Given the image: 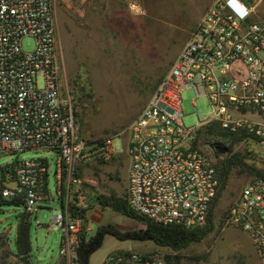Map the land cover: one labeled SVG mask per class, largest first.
Wrapping results in <instances>:
<instances>
[{
    "label": "built area",
    "instance_id": "1",
    "mask_svg": "<svg viewBox=\"0 0 264 264\" xmlns=\"http://www.w3.org/2000/svg\"><path fill=\"white\" fill-rule=\"evenodd\" d=\"M254 12L249 0H214L128 127L126 199L134 213L186 229L207 224L220 182L214 161L196 145L204 126L217 123L264 153V21ZM28 37L32 50L25 49ZM59 45L56 0H0V153L57 152L62 209L51 227L62 230L60 253L74 264L88 218L81 165L124 151L113 143L121 133L82 134L72 93L62 83ZM191 88L208 97L212 114L186 126L181 94ZM7 174L17 185L1 186V197L22 198L29 213L48 198L47 159L17 161ZM224 222L250 234L264 264L263 176L244 185ZM103 264L169 263L161 252L117 251Z\"/></svg>",
    "mask_w": 264,
    "mask_h": 264
},
{
    "label": "rangeland",
    "instance_id": "2",
    "mask_svg": "<svg viewBox=\"0 0 264 264\" xmlns=\"http://www.w3.org/2000/svg\"><path fill=\"white\" fill-rule=\"evenodd\" d=\"M212 0H170L165 9L150 12L141 19L142 30L126 27L128 15H122L120 39L113 46L111 39H102L91 35L87 30L109 25V15H104L102 0H56V20L59 37V54L62 70H66L65 90L72 93L73 103L78 113L82 134L88 137L114 136L115 150L124 153L105 162H92L81 165V176L87 195V225L90 222L89 235L95 236L101 225L110 224L122 231L143 229L145 225L133 218L103 207L96 202V195L123 196L126 198L128 178L127 143L128 127L138 117L148 99L154 93L159 82L170 69L180 49L189 38L191 31L200 21L204 6ZM255 7L254 19L264 21V0H249ZM162 5V4H160ZM90 6V11L87 9ZM152 7L150 10H154ZM85 11V12H84ZM102 16V17H101ZM140 19V18H138ZM117 20V19H116ZM138 22H140L138 20ZM138 34V36H137ZM118 37V36H117ZM26 50L35 47L33 38L24 40ZM182 119L186 126L198 125L203 118L212 114V106L206 95L197 96L194 89L182 92ZM218 138H199L196 145L217 163L223 156L218 155L214 146ZM233 150L251 152L246 160L264 172V153L253 144L240 141ZM220 153V152H219ZM221 154V153H220ZM223 155V154H221ZM45 158L49 165L48 198L39 200L30 213V260L32 264H58L62 260L60 253L63 232L51 227L52 217L59 213L62 204L58 195L56 151L26 150L22 153H0V187L13 188L16 180L10 179L7 171L17 161ZM85 171V172H84ZM256 171L242 167L230 178L214 210L215 228L222 225L231 205L238 198L242 188L256 178ZM114 181V183H113ZM0 198H2L0 196ZM10 200L11 198H5ZM27 211L25 203L0 204V235L8 237L6 246L11 256L4 257L0 249V264H21L13 255L18 254L17 230L22 213ZM217 229H213L201 242L174 251L162 248L153 240H121L106 235L100 248L90 257V264H103L106 257L120 251L146 250L153 246L166 254H181L183 264H197L199 259L207 257V250L214 242ZM150 253V252H147ZM76 264V262L74 263Z\"/></svg>",
    "mask_w": 264,
    "mask_h": 264
},
{
    "label": "trees",
    "instance_id": "3",
    "mask_svg": "<svg viewBox=\"0 0 264 264\" xmlns=\"http://www.w3.org/2000/svg\"><path fill=\"white\" fill-rule=\"evenodd\" d=\"M199 138L212 139L218 138L221 141L215 143L225 144L229 151L221 155L217 150L218 155L223 156L215 163L218 176H219V188L215 200L212 203L211 211L209 214L208 222L205 226L196 229H186L178 225H163L155 223L143 216L134 213L128 205V201L123 196L112 195H96V202L101 204L103 207H110L114 211H117L123 215L129 216L134 220L140 221L145 225L143 229H135L122 231L119 228L106 224L101 225L95 236L89 235L88 225L86 219L84 230L80 235L81 241L77 249L76 264H90L91 255L101 247L104 237L106 235H113L121 240L136 239V240H153L157 245L162 247L170 248L174 251H181L191 244L201 242L205 237L214 229V210L218 201L222 195V192L227 187L230 178L238 172L242 167L251 169L252 172L256 171V176H263L264 172L257 169L254 166H249L246 162L248 154L251 152H239L233 150V145L237 142L242 141V137L232 135L220 128L217 123L204 126L198 133L197 140ZM14 203L17 205L25 203L22 198H13L10 200L4 197L0 198V204ZM31 216L28 211H25L21 215V219L18 224L17 230V248L18 256L26 264H32L30 260L31 242H30V220ZM8 237L5 234L0 235V249H4V257L11 256V251L8 247ZM166 258L169 264H183L184 256L181 254H166ZM58 264H68L65 258Z\"/></svg>",
    "mask_w": 264,
    "mask_h": 264
},
{
    "label": "crops",
    "instance_id": "4",
    "mask_svg": "<svg viewBox=\"0 0 264 264\" xmlns=\"http://www.w3.org/2000/svg\"><path fill=\"white\" fill-rule=\"evenodd\" d=\"M102 1L104 3V6H99V7L102 8L103 11L102 16H104L105 14L109 15L110 18L109 25L105 23V25L103 24L102 27L96 29V33H94V29L92 31L91 29L87 30V33L90 32V34L93 36L97 34V36L101 37L102 39L104 38L111 39L113 46H115L116 38L120 39V35H121L120 19L123 14L128 15V20L126 22L127 28L133 30H139V29L142 30L143 25L141 19H143V17L148 16V13L150 12H154V13L159 12L158 8H162V10H164L165 2H168L170 0H102ZM213 2L214 0H212L210 3L208 2L204 6L201 17L204 15L208 7ZM152 7H154L155 9L150 10V8ZM87 9L90 11L91 10L90 6ZM138 20L140 22H138ZM66 81H67L66 70L64 69L62 70V83L64 88H66L65 86ZM123 153H121L120 155H122ZM127 155L129 162L127 169L129 172V168L131 165V158L128 153ZM127 182H128V178H127ZM89 218H90L89 220L91 221V216ZM87 228L89 232L90 222ZM214 229H217V232L213 239L214 242L210 245V247H208L209 249L207 250L208 252L207 257L199 259L197 264H263L259 254L256 251L254 242L250 234L247 233L245 230H243L241 227L235 225H227L222 222V225L220 226L217 225L216 228L214 223ZM162 248H167V247H162ZM126 249H134V248L130 247ZM126 249H119L118 251L126 250ZM159 250L161 249H156L155 247L151 246L146 250H138V251L147 253V252H158ZM13 257L15 258V260L24 262L21 258H19L18 254L13 255Z\"/></svg>",
    "mask_w": 264,
    "mask_h": 264
},
{
    "label": "water",
    "instance_id": "5",
    "mask_svg": "<svg viewBox=\"0 0 264 264\" xmlns=\"http://www.w3.org/2000/svg\"><path fill=\"white\" fill-rule=\"evenodd\" d=\"M217 148L221 154H225L229 151V148L227 146H218Z\"/></svg>",
    "mask_w": 264,
    "mask_h": 264
}]
</instances>
